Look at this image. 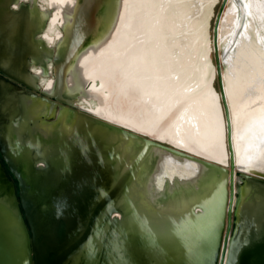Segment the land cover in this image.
Wrapping results in <instances>:
<instances>
[{"label": "water", "instance_id": "obj_1", "mask_svg": "<svg viewBox=\"0 0 264 264\" xmlns=\"http://www.w3.org/2000/svg\"><path fill=\"white\" fill-rule=\"evenodd\" d=\"M109 1L107 9L112 7L120 15L128 33L135 29L140 13L145 26L141 28L149 29L144 20L146 3L138 9L136 0ZM218 1L208 6L202 35L208 41L204 56L211 70L206 81L216 103L218 126L223 128L225 161L162 137V126L155 125L153 130L147 126L150 117L137 84L132 85L135 90L126 108L121 104L119 110L107 113L99 112V99L93 95L64 96L62 60L70 49L65 40L74 34L69 30L71 23L64 26L66 36L59 37L61 49L48 59L43 70L32 47L23 53L10 48L7 53V46H2L12 27L2 26L6 33L0 36V264H264V174L242 169L236 162L232 111L222 66L225 60L219 53V25L229 0L222 1L213 38L209 31L208 10ZM99 6L97 0L78 2L72 4L69 14L77 21L81 13L100 10ZM47 15V11L39 10L33 15L24 8L20 15L24 25L16 28L25 31L22 42L39 30L42 35H31L54 44V39L44 33L49 29ZM128 33L120 35L119 48L128 47ZM132 40L140 44L138 38ZM146 41L152 42V35ZM143 45L146 48L147 44L140 47L145 51ZM155 46L152 42L149 54L156 59ZM140 55L134 58L136 62L141 61ZM23 58L28 61L25 68L20 65ZM50 60L54 65L49 66ZM31 66L37 70L35 74L29 71ZM51 69L55 79L50 78ZM31 75L35 82L28 77ZM122 96L125 100L126 95ZM4 101L12 104L8 107ZM87 139L96 144L92 150H105L111 160V170L104 169L107 181L102 186L97 179L90 178L87 183L72 176L74 169L84 166L74 155L83 150L81 144ZM125 142H133L135 151H126ZM151 151L219 174L218 188L201 202H191L182 214L163 213L149 203L151 208L146 209L144 195L136 188ZM1 160L18 181V193ZM237 171L240 180L236 186ZM4 228L7 232L3 233Z\"/></svg>", "mask_w": 264, "mask_h": 264}, {"label": "bare ground", "instance_id": "obj_2", "mask_svg": "<svg viewBox=\"0 0 264 264\" xmlns=\"http://www.w3.org/2000/svg\"><path fill=\"white\" fill-rule=\"evenodd\" d=\"M52 2L55 3V0ZM134 2L138 9H142L146 3L144 20H147L149 29L144 30L145 26L139 19L143 15H137L135 29L131 33L125 30L130 38L125 40L128 45L124 43L128 47L120 48L116 55L120 64L125 62L127 65L122 76L131 81V85L137 84L135 86L138 91L142 90V98L151 108L150 119L145 123L153 130L158 125L156 117H173L180 127L158 125L162 126L159 131L162 137H171L176 143L200 149L225 161L223 128L218 126L220 120L216 114V103L208 93L209 82L206 81L211 69L204 55L209 49L204 48L205 42L200 40L201 25H196L197 22L200 24L201 12L209 0ZM244 10L248 23L240 33L233 35L230 45L234 41L235 46L225 59L228 73L225 89L232 111L237 165L264 174V0H245ZM237 13L234 8L228 14L235 19ZM55 17L58 18V13ZM231 24L228 23V28L223 29L219 25V42L223 38V31L231 29L235 32ZM151 35L152 42L156 43V59L149 54L152 42L146 41ZM134 38H138L140 44L137 45L132 40ZM121 42L123 46V40ZM145 43L147 46L144 48L143 45L145 51H142L140 47ZM139 54L144 57L140 55L141 61L136 62L134 58ZM214 95L217 96L216 93ZM99 112L107 113L103 109ZM123 146L130 153L137 147L133 142H125ZM220 180L219 174L196 164L151 151L142 165L136 189L144 195L146 209L151 208L149 204L157 205L163 213L178 215L187 212L191 202H201L209 196Z\"/></svg>", "mask_w": 264, "mask_h": 264}, {"label": "rangeland", "instance_id": "obj_3", "mask_svg": "<svg viewBox=\"0 0 264 264\" xmlns=\"http://www.w3.org/2000/svg\"><path fill=\"white\" fill-rule=\"evenodd\" d=\"M90 1L92 0H81L80 2L89 4ZM222 1L223 0H219L211 10H208V14L211 13L209 28L211 38H213V28ZM97 2L100 5L98 7L100 8V10L95 9L90 13H81L79 16H77V21H71L69 30L74 31V34L66 38L65 40V46L70 49H67L68 57H65L62 60V63L65 64L63 66L62 80L64 84V96L76 97L79 95H93L99 99V107L104 111L110 112V110L114 111L116 108L117 110H119L121 104L126 108V102L132 100L131 94L133 93V89L130 83L131 81L129 82V80L125 78V76H122L125 75L124 71L127 65H125V62L120 64L121 62L117 60L116 55L118 54L117 52L120 51L118 43L121 37L120 35L125 34L126 27L124 28L120 15H117L116 12L112 10V7L111 9H107L108 5L110 4L109 0H97ZM212 2L213 0H209L207 6L204 7V11L201 12L200 24L199 22L196 23L197 26L201 25V27L199 28L202 36L200 37L201 41L203 40L202 33L204 31L203 18L206 14L208 6L212 4ZM244 7L245 0H229L224 8L220 28H228V23L231 24L233 21L234 24L232 23L231 25H234L233 29L235 30L234 32L231 31V29H227L222 33L223 38L219 42V53L224 60L227 59L228 56H230V53L235 46H233L234 41L230 45L233 35L236 32L237 34L240 33L241 29L244 28L248 23V17L244 10ZM234 8H236L238 11L235 18L236 20L234 19V17L232 19V17H230L228 14L229 11L233 10ZM28 24L30 23L28 22ZM39 25L41 24L39 23ZM12 29L14 30L15 28L13 27ZM10 36L13 38H11ZM10 36H6V44L2 46L3 48L7 46V53H10V48H15L17 49L16 51L21 50V53H23L26 48L32 47V49L35 50L34 58L36 60V63L40 67H42L43 70V68L45 67V63L51 57L49 45L42 41L41 37L35 38L32 35H30L29 37L26 36L27 38H24V41L22 42V39L20 38H22L21 36L25 37L24 33L23 35L19 36L18 34ZM203 41L205 42H203L205 47L208 48L207 39ZM116 43L118 44L116 45ZM211 47L213 49V45ZM24 59L25 58H23L22 60L20 59V65H22L23 68H25L28 63V61ZM213 60L215 62L214 53ZM222 66L224 78L226 80V78L228 77L226 62H223ZM96 69L100 71H97ZM111 71H113V75ZM32 76L33 75L28 77L32 82H35V78ZM95 79L98 80V83L95 82ZM90 81L92 82L89 84ZM216 84H218L217 80ZM124 88H126L127 91H125ZM122 93L126 95V101L122 100ZM140 99L143 98L141 97ZM137 100L139 101V99ZM4 104H7L9 107L12 103H10L9 101H4ZM142 105H145L146 114L147 116H149L151 113V108L148 106L149 104L144 100L142 101ZM121 112L125 113L123 111ZM6 114L10 115V111L7 110ZM174 120L175 119L173 117H168L165 115L156 117V122L158 125L180 127L179 123H176ZM81 145L83 150L81 152L77 151V154H75L74 156L77 159L80 158L81 163H84V166L78 167L73 170V178L88 180L87 183H90V178L97 179L99 186L104 185L107 181V174L104 173V169L109 170L111 167V160L110 158H108V154L105 150L102 149H99L98 152L95 149L92 150L91 148H95L96 144L89 143L88 139ZM81 154H83L82 157H80ZM237 174H239V171L237 172ZM1 225L3 224L0 220V226ZM1 232L4 233L7 232V230L4 228ZM7 238L5 240H8Z\"/></svg>", "mask_w": 264, "mask_h": 264}, {"label": "flooded vegetation", "instance_id": "obj_4", "mask_svg": "<svg viewBox=\"0 0 264 264\" xmlns=\"http://www.w3.org/2000/svg\"><path fill=\"white\" fill-rule=\"evenodd\" d=\"M52 1L53 0H0V36L3 33H6V30H2V26L8 27L9 25L12 28L13 27L15 28L14 30L11 29L10 31H8L10 35H14V34H18V36L23 35L24 31L22 29H16V28L20 27V25L22 28V26L24 25L23 24L24 21H22L20 15L22 12H24L25 7L31 10L33 12V15L35 14L37 10L41 12L47 11L48 12L47 25L49 29L44 30V33H47L48 36L54 39L53 40L54 44L53 43L49 44V48L51 52L50 53L51 57L49 59H51L52 57H56V53L61 49V47L57 45L59 41V37H64L67 34V30L64 29V26L69 25L71 21H73V19H71V16L73 14L72 15L69 14L71 13L73 7H75V6L72 7V4L75 5L81 0H74V1L73 0H57V1L55 0V3H53ZM55 13L56 14L58 13L57 19H55L56 18ZM32 21L34 22V20ZM38 31L37 32L32 31V33H38ZM31 34H28V35L30 36ZM42 34H43L42 32L38 33V36ZM29 59L31 60V58ZM50 63H49V66H51L52 64L54 65L52 60H50ZM34 68L35 66L34 67L31 66L29 68V71L32 74H35L37 71ZM51 72L53 74L51 75L50 78L55 79L54 69H51ZM91 82L92 81H90L89 84ZM1 161H2L3 166L6 168L8 177L14 181L17 187V192H19L18 181L14 179L13 175L7 169L6 163L3 160ZM236 176H237V181H236V186H237L240 180V174L236 173ZM234 220H235V216H233V226H234Z\"/></svg>", "mask_w": 264, "mask_h": 264}, {"label": "crops", "instance_id": "obj_5", "mask_svg": "<svg viewBox=\"0 0 264 264\" xmlns=\"http://www.w3.org/2000/svg\"><path fill=\"white\" fill-rule=\"evenodd\" d=\"M15 187H16V184H15ZM16 189V192H17V187L15 188ZM18 193V192H17Z\"/></svg>", "mask_w": 264, "mask_h": 264}]
</instances>
